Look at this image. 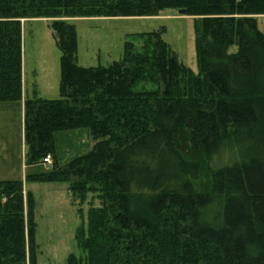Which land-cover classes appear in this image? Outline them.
Here are the masks:
<instances>
[{
  "label": "trees",
  "instance_id": "obj_1",
  "mask_svg": "<svg viewBox=\"0 0 264 264\" xmlns=\"http://www.w3.org/2000/svg\"><path fill=\"white\" fill-rule=\"evenodd\" d=\"M195 17L199 73L164 41L131 35L108 67L78 65L68 18ZM264 0H0V103L21 102L22 21L53 20L60 99L24 103L26 167L0 181V264H38L27 184L68 185L83 205L67 264H264ZM140 43V47L136 46ZM235 49V51H234ZM88 129L94 149L60 167L55 134ZM28 242V243H27ZM28 245V247H27Z\"/></svg>",
  "mask_w": 264,
  "mask_h": 264
},
{
  "label": "rangeland",
  "instance_id": "obj_2",
  "mask_svg": "<svg viewBox=\"0 0 264 264\" xmlns=\"http://www.w3.org/2000/svg\"><path fill=\"white\" fill-rule=\"evenodd\" d=\"M195 20V17L181 15L176 10H166L155 17H90L63 21L76 27L80 67H108L122 59L129 36L164 28V41L182 64L198 74ZM257 20L264 34V16H258ZM52 22L43 19L22 21L23 83L31 98L34 92L46 100L61 97V52L50 27ZM136 46L139 48L140 43L136 42ZM24 129L22 103H0V181L25 182L28 174L49 171L43 163L40 167H26ZM54 141L58 169L88 155L95 146L88 129L56 133ZM25 187L24 193L30 191L35 199L38 264H67L70 255L80 256L75 239L81 224L80 216L87 223L89 211L103 206V194L89 192L84 204L80 205V201L72 199L65 184L36 183Z\"/></svg>",
  "mask_w": 264,
  "mask_h": 264
},
{
  "label": "crops",
  "instance_id": "obj_3",
  "mask_svg": "<svg viewBox=\"0 0 264 264\" xmlns=\"http://www.w3.org/2000/svg\"><path fill=\"white\" fill-rule=\"evenodd\" d=\"M24 23V22H23ZM23 25V24H22ZM22 69H23V66H22ZM22 74H23V70H22ZM23 75H22V82H23ZM35 95H37L38 96V94H37V92H34V95H33V97L35 96ZM32 97V98H33ZM39 97V96H38ZM30 96H29V94H28V92H26V88H25V86H24V83H23V98H22V101H21V103H22V105H23V108H24V103H25V101L27 100V99H32ZM1 103H3V102H1Z\"/></svg>",
  "mask_w": 264,
  "mask_h": 264
},
{
  "label": "built area",
  "instance_id": "obj_4",
  "mask_svg": "<svg viewBox=\"0 0 264 264\" xmlns=\"http://www.w3.org/2000/svg\"><path fill=\"white\" fill-rule=\"evenodd\" d=\"M43 165L47 168V169H51L53 166V160L50 156H48L47 158L44 159L43 161Z\"/></svg>",
  "mask_w": 264,
  "mask_h": 264
},
{
  "label": "water",
  "instance_id": "obj_5",
  "mask_svg": "<svg viewBox=\"0 0 264 264\" xmlns=\"http://www.w3.org/2000/svg\"><path fill=\"white\" fill-rule=\"evenodd\" d=\"M179 14L185 15L186 14V11L185 10H181V11H179Z\"/></svg>",
  "mask_w": 264,
  "mask_h": 264
}]
</instances>
